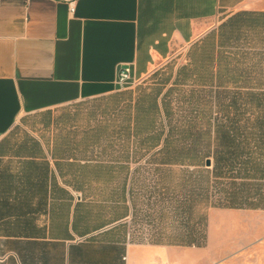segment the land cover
<instances>
[{
	"label": "crops",
	"instance_id": "0c3cea01",
	"mask_svg": "<svg viewBox=\"0 0 264 264\" xmlns=\"http://www.w3.org/2000/svg\"><path fill=\"white\" fill-rule=\"evenodd\" d=\"M262 226L264 0H0V264H207Z\"/></svg>",
	"mask_w": 264,
	"mask_h": 264
},
{
	"label": "rangeland",
	"instance_id": "374dc122",
	"mask_svg": "<svg viewBox=\"0 0 264 264\" xmlns=\"http://www.w3.org/2000/svg\"><path fill=\"white\" fill-rule=\"evenodd\" d=\"M132 84L130 82L122 87ZM209 182L211 183V180ZM211 185L215 201L223 202L226 197H230L227 193L231 190V180H213ZM256 197L259 198L258 195ZM260 197L262 199V194ZM253 234V231L245 230L243 236L237 237L236 232L227 230L225 237L228 240L212 245L207 264H264V227L259 228L254 236Z\"/></svg>",
	"mask_w": 264,
	"mask_h": 264
},
{
	"label": "built area",
	"instance_id": "2783aa9c",
	"mask_svg": "<svg viewBox=\"0 0 264 264\" xmlns=\"http://www.w3.org/2000/svg\"><path fill=\"white\" fill-rule=\"evenodd\" d=\"M133 81L132 68L130 66H124L119 69L117 83L120 86H124Z\"/></svg>",
	"mask_w": 264,
	"mask_h": 264
}]
</instances>
